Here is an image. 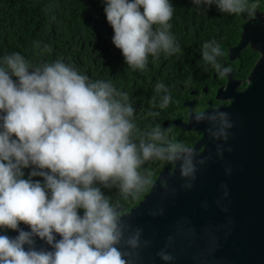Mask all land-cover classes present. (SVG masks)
Returning a JSON list of instances; mask_svg holds the SVG:
<instances>
[{"label": "clouds", "instance_id": "clouds-1", "mask_svg": "<svg viewBox=\"0 0 264 264\" xmlns=\"http://www.w3.org/2000/svg\"><path fill=\"white\" fill-rule=\"evenodd\" d=\"M112 43L126 65L143 71L148 57L179 52L171 34L170 0H103ZM198 7L215 5L222 13L255 16L247 0H193ZM215 41L203 45L202 58L221 75ZM157 93H167L163 83ZM170 95H164L161 108ZM152 115V113H149ZM127 93L111 82L91 81L56 60L32 67L19 53L0 63V264H128L120 250L124 231L117 208L102 188L117 186L132 194L148 183L139 171L153 158L174 160L178 143H159V126L141 132ZM196 120L220 118L226 114ZM24 169H31L25 178ZM42 177L43 180H35ZM81 210L83 215L80 214ZM21 224L30 230L21 229ZM59 237V239H57ZM37 238L50 248L36 247ZM138 246V236L126 240ZM27 246V247H26ZM164 260H169L161 253Z\"/></svg>", "mask_w": 264, "mask_h": 264}, {"label": "water", "instance_id": "water-1", "mask_svg": "<svg viewBox=\"0 0 264 264\" xmlns=\"http://www.w3.org/2000/svg\"><path fill=\"white\" fill-rule=\"evenodd\" d=\"M248 42L260 58L245 89L237 92L229 75L227 95L217 92L229 105L203 112L225 113L228 126L220 118L198 121L191 114L186 125L174 121L199 139L183 148L187 151L172 161V172L168 165L143 200L120 217L119 247L128 253V264H264V25L243 27L228 58ZM0 235L14 238L18 232ZM131 236H138L135 248L126 244ZM36 247L50 250L38 238Z\"/></svg>", "mask_w": 264, "mask_h": 264}, {"label": "trees", "instance_id": "trees-1", "mask_svg": "<svg viewBox=\"0 0 264 264\" xmlns=\"http://www.w3.org/2000/svg\"><path fill=\"white\" fill-rule=\"evenodd\" d=\"M170 3L174 9L170 32L180 51L172 55L161 53L158 59L149 56L141 71L128 67L112 43L114 33L107 22L103 0H0V63L12 53H19L32 67L61 60L91 81L111 82L118 91L127 93L135 113L151 112L148 116H134L140 130L160 127L167 113L177 110L189 90L195 86H218L212 80L216 69L202 58L203 45L218 43L223 55L217 57V62L225 63L226 48L237 42L234 24L241 15L222 13L215 5L198 7L193 0ZM247 4L261 7L264 0H247ZM254 61L255 58L250 59L240 77L247 76ZM157 83H163L167 93H157ZM164 95H170L171 100L161 108ZM194 141L192 138L187 144ZM30 171L24 169L25 178Z\"/></svg>", "mask_w": 264, "mask_h": 264}, {"label": "flooded vegetation", "instance_id": "flooded-vegetation-1", "mask_svg": "<svg viewBox=\"0 0 264 264\" xmlns=\"http://www.w3.org/2000/svg\"><path fill=\"white\" fill-rule=\"evenodd\" d=\"M255 5L256 10L254 18L249 17L247 14H241L237 23L234 24L236 26L235 30L238 32L237 42L226 48L227 61L220 65L221 67L230 69V71L224 75H217L214 77V75L218 72L216 70L212 73V80L216 81L218 86H195L194 89L188 91L187 95L181 101V105L179 107L177 106V110H174V112L172 111L171 114L167 113L166 119L160 124V129L165 134V137L159 142L165 144L163 146H166V143L170 142L178 143L182 145V148L193 147L195 142L199 139L197 133L193 131H183L180 126H175L173 123L174 121H177L179 124L186 125L189 122L190 114L198 115L202 114L206 110L212 111L221 106H228L229 100L217 99V92L221 90L220 95H227L225 85L228 82L229 75L231 77V81L237 83V86H233L237 92H241L245 89L248 82V76L260 58V52L250 42H248L244 49L241 50L232 60L228 58V52L239 43L241 34L243 33V27H245L247 24H249V27L251 28L264 25V13L261 11V7H259L258 4ZM251 58H255V61L247 76L245 78L240 77L239 75L242 73V69L250 63ZM149 113L151 112H136L135 115L148 116L150 115ZM148 130H151V128L146 130L141 129L140 131L145 132ZM192 138H195V141L188 145L187 142ZM172 161L173 160H169L167 158H153L152 160L145 162L139 171L141 175L147 179L148 183L144 184L139 191H134L132 194L126 195L121 193L117 186H113L111 188H102L104 195L117 208L120 217L128 214L143 200V198L149 193L152 185L168 165H170L168 172H172L175 165V162L172 163ZM81 213L83 215V211H81Z\"/></svg>", "mask_w": 264, "mask_h": 264}, {"label": "rangeland", "instance_id": "rangeland-1", "mask_svg": "<svg viewBox=\"0 0 264 264\" xmlns=\"http://www.w3.org/2000/svg\"><path fill=\"white\" fill-rule=\"evenodd\" d=\"M261 11L264 13V6H261ZM258 13H260V12H258Z\"/></svg>", "mask_w": 264, "mask_h": 264}]
</instances>
